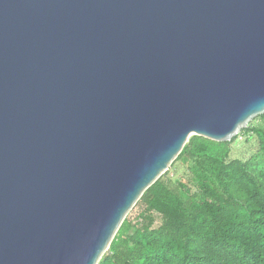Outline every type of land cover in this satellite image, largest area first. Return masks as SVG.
<instances>
[{
    "label": "water",
    "instance_id": "water-1",
    "mask_svg": "<svg viewBox=\"0 0 264 264\" xmlns=\"http://www.w3.org/2000/svg\"><path fill=\"white\" fill-rule=\"evenodd\" d=\"M264 114V0H0V264H97L193 135Z\"/></svg>",
    "mask_w": 264,
    "mask_h": 264
},
{
    "label": "trees",
    "instance_id": "trees-1",
    "mask_svg": "<svg viewBox=\"0 0 264 264\" xmlns=\"http://www.w3.org/2000/svg\"><path fill=\"white\" fill-rule=\"evenodd\" d=\"M241 136L255 151L232 158ZM135 205L97 264H264V114L229 141L191 136Z\"/></svg>",
    "mask_w": 264,
    "mask_h": 264
},
{
    "label": "rangeland",
    "instance_id": "rangeland-1",
    "mask_svg": "<svg viewBox=\"0 0 264 264\" xmlns=\"http://www.w3.org/2000/svg\"><path fill=\"white\" fill-rule=\"evenodd\" d=\"M255 148H256V144H255V140L253 137H251L248 141H245V137L241 136L239 137L237 143L232 144L231 157L246 159L255 151ZM257 160L260 161L259 158ZM181 172L182 171L180 170L177 174L172 176L173 172L171 171L170 173H168V176L171 178H176L182 174ZM140 210L141 208L139 205L133 206V208L128 212L126 219L134 221L136 219L137 214L140 212ZM155 216L157 219L154 224V227L158 226L161 223L159 216H157L156 214Z\"/></svg>",
    "mask_w": 264,
    "mask_h": 264
}]
</instances>
